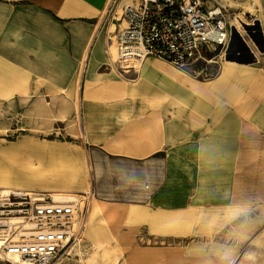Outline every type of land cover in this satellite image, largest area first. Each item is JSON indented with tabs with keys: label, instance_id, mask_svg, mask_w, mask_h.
<instances>
[{
	"label": "crops",
	"instance_id": "0c3cea01",
	"mask_svg": "<svg viewBox=\"0 0 264 264\" xmlns=\"http://www.w3.org/2000/svg\"><path fill=\"white\" fill-rule=\"evenodd\" d=\"M110 2L0 0V111L14 112L22 131L64 127V116L69 119L74 112L76 81L87 74L79 105L97 194L112 204L136 207L133 211L186 210L200 187L205 144L216 167L224 165L230 140L216 135L218 124L229 131L250 118L264 128V66L225 58L227 63L212 79L198 80L180 67L148 57L139 70L121 72L116 66L102 72L100 26ZM231 27L246 40L244 26ZM261 32L264 35V29ZM250 46L259 60V49ZM131 73L137 77L128 78ZM8 96L14 98V106L4 100ZM12 121L0 118V127ZM232 185L223 166L216 170V194L199 201H231ZM117 208L121 214L128 210ZM252 225L244 224L242 233ZM229 253L219 250L218 261H227Z\"/></svg>",
	"mask_w": 264,
	"mask_h": 264
},
{
	"label": "rangeland",
	"instance_id": "374dc122",
	"mask_svg": "<svg viewBox=\"0 0 264 264\" xmlns=\"http://www.w3.org/2000/svg\"><path fill=\"white\" fill-rule=\"evenodd\" d=\"M122 1L126 0H116V6L120 7ZM203 2L210 8L221 7L228 23L237 17L238 25L247 31L246 40L250 44L233 31L227 51L218 48L208 55L211 62L200 60L181 69L192 78L210 80L227 63L225 58L240 63L255 61L264 66V35L261 32L264 29V0ZM104 23L101 24L104 62L99 70L108 72L117 66L115 43L109 42L108 36L112 34L107 33L109 26L112 31L115 26L111 19ZM250 45L259 49V60ZM84 74L76 81L77 95L72 101L74 112L69 119L64 116V127L56 125L50 129L39 127L22 131L16 125L14 112L0 111V118L13 120L11 126L0 127V179L14 187L22 185L50 193L61 191L76 198L88 197L83 237L65 264H94V257L99 259L97 264H232L243 249L245 255L239 256L237 264H264V214L259 215L264 208V199H261L264 197V128L250 118L242 119L229 131L223 130L221 123L218 124L220 127L216 125L220 133L215 134L230 140L223 166L232 176L234 198L231 201L214 198L209 203L199 201L204 200L203 196L216 194V170L223 167H216L209 145L205 144L200 187L188 209L158 212L137 208L139 211H126L128 214H121L119 210L116 214L94 213L93 205L128 210L136 207L112 204V200L100 198L95 191L94 161L92 152L85 146L80 117V97L88 77ZM136 77L134 73L128 75L131 79ZM3 98L7 104L8 101L11 103L8 105L14 106L13 97ZM58 106L62 109L64 104ZM59 117L64 118L62 113ZM30 163H36L37 167L28 168ZM247 222L254 225L243 234ZM218 249L230 251L227 261H218ZM0 264L5 263L0 260Z\"/></svg>",
	"mask_w": 264,
	"mask_h": 264
},
{
	"label": "built area",
	"instance_id": "2783aa9c",
	"mask_svg": "<svg viewBox=\"0 0 264 264\" xmlns=\"http://www.w3.org/2000/svg\"><path fill=\"white\" fill-rule=\"evenodd\" d=\"M107 19L115 26L113 31L109 26L107 33L112 34L108 40L115 43V64L121 72L137 69L134 65H142L148 57L180 68L209 62L208 55L218 48L227 51L232 39L223 9L207 7L203 0H137L120 7L113 0L101 24ZM87 202L88 197L55 201L48 192L0 188V260L65 264L83 237Z\"/></svg>",
	"mask_w": 264,
	"mask_h": 264
},
{
	"label": "bare ground",
	"instance_id": "6f19581e",
	"mask_svg": "<svg viewBox=\"0 0 264 264\" xmlns=\"http://www.w3.org/2000/svg\"><path fill=\"white\" fill-rule=\"evenodd\" d=\"M223 3V2H222ZM230 24L231 26L232 25H235L237 26L238 25V18L237 17H233L230 19ZM114 54V53H113ZM115 54H116V50H115ZM212 60H209V62H211ZM215 63V62H214ZM138 70L140 69L139 68V64H135L134 65ZM127 68V67H126ZM27 167L32 169V168H36L37 165L36 163H30V164H27ZM14 186H11L7 180L5 179H0V188H3L5 190H9V189H12ZM16 187H23L22 185H16ZM15 188V187H14ZM52 197L55 201H71V200H75L76 196L73 195V194H68V193H64V192H61V191H56L54 193H52ZM92 212H101V213H109V214H116L118 212V209L116 208H109L107 207L106 205H93L92 208H91ZM125 214H128L126 213V210L124 211ZM128 212V210H127ZM133 210H129V213H132ZM251 240V239H250ZM241 255H245L244 253V249L241 250L240 254L238 256H236V258L231 262L232 264H237V261L239 259V256ZM107 257V256H105ZM12 258H15V257H12ZM105 261V260H104ZM99 262V259L94 257L93 259V263L94 264H97ZM107 262V260L105 261V263Z\"/></svg>",
	"mask_w": 264,
	"mask_h": 264
}]
</instances>
